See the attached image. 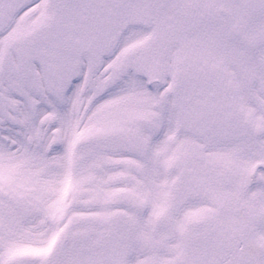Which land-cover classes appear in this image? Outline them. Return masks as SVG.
Masks as SVG:
<instances>
[{
	"label": "bare ground",
	"instance_id": "bare-ground-1",
	"mask_svg": "<svg viewBox=\"0 0 264 264\" xmlns=\"http://www.w3.org/2000/svg\"><path fill=\"white\" fill-rule=\"evenodd\" d=\"M20 1L23 6L6 26L0 22V134L5 135L0 143V264H98L87 246L92 221L94 216L110 219L106 204L124 193L143 198L146 210L134 244L120 258L122 264H195L198 252L191 241L165 234L154 221L174 205L178 190L172 163L187 136L177 129L164 92L146 86L144 71L149 64H160L171 78L185 42L201 49L200 58L204 47L212 48L234 83L226 109L251 126L264 124V39H233L211 17L194 20L178 0H130L116 17V52L104 59L96 76L82 78L65 92L49 63L39 56L29 66L31 58H24L17 47L31 37L48 35L51 0H9L12 8ZM238 63L245 66L250 81L241 75ZM31 71L39 80L40 99L27 85ZM9 105L16 106L15 113ZM157 109L163 113L162 122L144 133L148 151L141 159L99 147L92 139L100 132L104 140L106 131L138 115L156 114ZM87 142L88 148L93 142L101 157L108 158L96 171L85 158ZM245 143L242 159L264 162V134L249 133ZM227 151V142L208 146L209 153ZM127 159L135 172L124 188L119 165ZM89 184L98 192L96 203L88 199ZM234 190L239 207L224 206L216 225L226 228L233 241H245L257 264H264V169L245 173ZM243 198L252 201L248 220L241 216ZM214 211L212 204L189 199L174 225L178 228L187 219Z\"/></svg>",
	"mask_w": 264,
	"mask_h": 264
},
{
	"label": "flooded vegetation",
	"instance_id": "flooded-vegetation-1",
	"mask_svg": "<svg viewBox=\"0 0 264 264\" xmlns=\"http://www.w3.org/2000/svg\"><path fill=\"white\" fill-rule=\"evenodd\" d=\"M129 1L81 0L79 5L71 8L62 5L58 0L54 2V16L63 19L64 30L68 31L66 37L85 49L93 48L92 56L100 61L103 66L104 59L112 56L117 50L120 27L116 26V17ZM178 1L179 5H182L187 13L194 17V20H198L194 13L196 6L193 4V0ZM191 47V45H181L179 47L181 63L171 78L162 70L160 64H149L144 71V77L147 79L151 74L161 76L163 85L152 90L164 92L175 111L177 129L190 139L182 145L172 163L178 170L179 199L176 201L177 205L175 207L177 209L180 207L178 203L181 198L185 201L186 197H198V199H211L215 209L220 211L229 201L235 199L234 185L240 179L242 180L244 174L251 171L252 168L249 169L242 159V155L246 152L245 134L247 126L233 115L230 118H225L227 115L225 103L204 82V74L199 72V66L194 62L193 54L196 50ZM184 57H186L188 63L184 61ZM86 62L87 59L84 58L82 62L83 75L87 69ZM119 76L120 74H118ZM221 113H225V115L222 116ZM162 114L161 109H157L156 114L138 115L129 123L118 125L113 130L106 131L105 135L108 133V137L105 136L104 140L99 132L96 136L99 147H112L119 152H126L127 155L131 154L133 158L141 159L148 151L144 133L161 124ZM216 116L218 120L215 124H212V120ZM216 141L227 142L229 151L227 153H209V144ZM88 146L89 142L86 144L88 149L86 157L92 159L93 166L96 165L95 169H100L108 158L101 157L98 148H88ZM192 156L193 159H191ZM191 163H194L196 168L191 173L192 184L233 185L231 194H225V199L222 194L219 199L215 200L210 192L203 187H199V192L193 188L192 192L184 195L182 192V174L187 168H191ZM119 167L123 169V175L120 177L122 183L126 184L129 182L131 174L135 172L134 163L127 159V161H122ZM129 195L133 202H137V206L132 212L141 210V197L135 198L132 194ZM226 199L227 202L225 203ZM176 208L170 209V212L176 211ZM194 243L213 246L215 241L196 240ZM229 245H236L238 248H236L237 250H228L231 255L230 258H224L222 261L227 264H257L256 257L247 246H244L243 241L227 242L224 243L222 248L224 247L227 250ZM127 248L128 245H123L120 249V255Z\"/></svg>",
	"mask_w": 264,
	"mask_h": 264
},
{
	"label": "rangeland",
	"instance_id": "rangeland-1",
	"mask_svg": "<svg viewBox=\"0 0 264 264\" xmlns=\"http://www.w3.org/2000/svg\"><path fill=\"white\" fill-rule=\"evenodd\" d=\"M4 1V0H1ZM9 0H5V6L3 8L8 7ZM57 2V0H54ZM220 0H215L214 3L210 6H207L205 4V0H199V4L197 6L199 7V15L200 18H202L203 12H206L208 10L214 11V6L219 2ZM213 6V7H211ZM233 7L235 10V14L238 17V19L242 22L244 31L249 35L245 39H249L250 41H258L264 39V18H256L249 20L246 17L245 11L242 6V0H234L233 1ZM220 21V20H219ZM218 21V22H219ZM225 26V25H224ZM45 42V43H44ZM48 39L47 36H41L39 38L31 37L27 42H20L18 44V49L23 52L22 54H27L29 58L31 59H38L40 56L43 61L49 62V59L51 58V51L50 47L47 45ZM201 51V49H200ZM200 51L196 49L195 53L193 54L194 62L196 60L198 66H199V72L203 73V80L206 83L209 88L213 90L215 95L221 100L226 101V97L228 95H231L233 92V81L232 77L226 73L224 63L222 59L218 56H216L215 51L210 48H203L202 53L204 54L203 58H200ZM199 55L198 61L197 56ZM188 57V55H187ZM184 61L186 63V57H184ZM30 64V63H29ZM194 64V63H193ZM195 66V64H194ZM239 71L245 79L250 81V74L245 69V66L241 63L237 64ZM27 85L30 89L33 91H36V97L41 96V89L38 87V83L36 80V75L34 72H30L27 76ZM35 80V81H34ZM226 99V100H225ZM14 106V105H13ZM16 106H14L15 108ZM14 108L9 105L8 110L14 112ZM16 110V109H15ZM228 115L225 116V118H230L231 115L237 118L235 115V111L230 110V112H227ZM222 116L225 115V113H221ZM258 124H261V122H258ZM264 129V126L261 128V131L258 132V130L254 127H249L247 130H250V133L253 135H260ZM108 137V133L105 135ZM95 137V136H94ZM5 138V135L0 134V143L2 142V139ZM194 157L192 156L191 159ZM193 165V166H192ZM96 167V165H95ZM95 171L96 169L93 168ZM196 168L194 167V163H191V168H187L184 173L182 174L183 177V189L182 192L184 195L188 192H192V189L194 188L196 191L199 192V187L205 188L208 192L212 194V198L217 200L219 197L223 194V198L225 199V194L230 195L233 185H221V184H205V185H195L192 184V171H194ZM93 170V171H94ZM201 183V182H200ZM234 195V194H233ZM247 199V198H246ZM202 201L207 200L208 202L212 203L213 201L211 199H200ZM225 203L227 202L224 201ZM252 204L251 200H247V203L244 200V207L250 209L247 214L243 217V220L250 219L252 211L250 208V205ZM246 208V209H247ZM107 212L111 213L110 219H95L93 220L94 223H97L96 226L98 231H92L87 235L88 241V251L91 255L95 256L97 258L98 264H120V261L118 262L117 257L121 253V247L123 245H126L131 242V244H134V241L130 237V232L134 230V227L136 225V220L138 217L137 210L134 212L128 211V210H120V211H113L106 207ZM140 215V214H139ZM216 216H210V215H200V217L197 220H192L194 225H191V232L187 231V227L181 228V235L183 237H190L192 240H199V241H210L214 240L215 244L213 246H208L205 244H198L196 245L194 242L192 243L193 248L196 247V251L199 254L200 260L203 258V264H227L223 263L222 259L230 258V254L228 253V250H235L236 245L228 246V249L225 250L224 243L232 242L233 236L231 237V233L227 231L226 228H219L218 230L216 228ZM188 220V219H187ZM187 220L184 221V225L188 222ZM92 221V222H93ZM170 229H172L171 225L172 223L169 222L166 224ZM102 226V227H101ZM240 241V240H239ZM236 242V241H234ZM196 245V246H194ZM90 247V248H89ZM235 247V248H234ZM220 250V252H219ZM237 250V249H236Z\"/></svg>",
	"mask_w": 264,
	"mask_h": 264
},
{
	"label": "water",
	"instance_id": "water-1",
	"mask_svg": "<svg viewBox=\"0 0 264 264\" xmlns=\"http://www.w3.org/2000/svg\"><path fill=\"white\" fill-rule=\"evenodd\" d=\"M65 3L68 4H73L76 2V0H62ZM243 6L245 9V12L248 17H258V16H264V0H243ZM216 14L225 20L226 25H227V31L228 33L233 36V37H241V30H240V23L239 21L235 18L233 14V10L231 7V0H226L222 3H220L217 8H216ZM58 28V23L57 21L55 22V33L56 37L61 43L62 39V34L57 33L55 28ZM62 45V44H61ZM84 53L89 54L93 53V48L89 49H83L82 50ZM59 67L57 69V80L61 83L65 89H69L71 87V83L79 79L80 77V65L78 67L73 66L77 58L81 57V54L78 50L77 47L72 45V42H68L65 47H59ZM59 55V54H58ZM96 60V59H95ZM92 71L91 75H95L98 70L100 69V64L95 62L94 60L92 61ZM157 76L156 75H150V78L148 81V85H151V82L156 81ZM111 207H127L130 208L127 205V200L126 199H117L109 204Z\"/></svg>",
	"mask_w": 264,
	"mask_h": 264
}]
</instances>
